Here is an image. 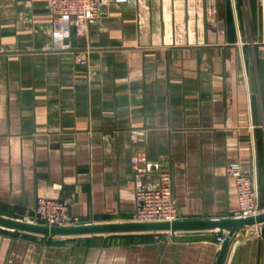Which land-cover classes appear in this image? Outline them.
I'll return each instance as SVG.
<instances>
[{
	"label": "crops",
	"instance_id": "0c3cea01",
	"mask_svg": "<svg viewBox=\"0 0 264 264\" xmlns=\"http://www.w3.org/2000/svg\"><path fill=\"white\" fill-rule=\"evenodd\" d=\"M50 20L48 0H0L1 215L28 219L46 198L79 223L130 221L139 152L142 188L170 171L180 220L234 216L229 162L255 172L264 211V0L256 28L247 0L107 3L61 51ZM220 237L0 229V264H215ZM222 264H264V226L238 230Z\"/></svg>",
	"mask_w": 264,
	"mask_h": 264
},
{
	"label": "built area",
	"instance_id": "2783aa9c",
	"mask_svg": "<svg viewBox=\"0 0 264 264\" xmlns=\"http://www.w3.org/2000/svg\"><path fill=\"white\" fill-rule=\"evenodd\" d=\"M128 0H48L50 9V39L53 49L61 51L68 48V39L72 32L85 36L97 21L102 7L107 3L123 4ZM81 59H84L83 57ZM82 62L84 60H81ZM131 140L136 139V131H130ZM135 184L134 210L130 221L157 222L179 219L172 191V176L168 169L156 173L157 185L154 188H142L141 181L153 173L144 152L130 159ZM226 175L234 182L237 198L235 218L248 217L261 212L259 192L254 171H244L236 162L225 165ZM31 222L49 226L79 224L77 218L69 214L65 202L38 198L28 219ZM225 236V233H224ZM224 237H220L221 244Z\"/></svg>",
	"mask_w": 264,
	"mask_h": 264
},
{
	"label": "water",
	"instance_id": "95a60500",
	"mask_svg": "<svg viewBox=\"0 0 264 264\" xmlns=\"http://www.w3.org/2000/svg\"><path fill=\"white\" fill-rule=\"evenodd\" d=\"M253 27H257V0H247ZM250 107L252 119H257V104L254 89L251 90ZM264 226V211L241 218L173 220L157 222L116 221L107 223H79L65 226H49L0 214V229L36 237L53 239L109 237L122 235H159L165 233L190 234L223 232L215 264H222L231 238L238 230Z\"/></svg>",
	"mask_w": 264,
	"mask_h": 264
},
{
	"label": "rangeland",
	"instance_id": "374dc122",
	"mask_svg": "<svg viewBox=\"0 0 264 264\" xmlns=\"http://www.w3.org/2000/svg\"><path fill=\"white\" fill-rule=\"evenodd\" d=\"M13 217V216H12ZM15 218H18V219H20L19 217H15ZM21 220H26V219H22L21 218ZM26 221H29V220H26ZM31 222V221H30ZM66 239H69V238H66ZM74 239V238H73Z\"/></svg>",
	"mask_w": 264,
	"mask_h": 264
}]
</instances>
